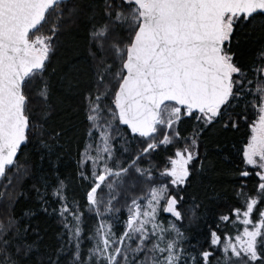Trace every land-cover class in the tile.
I'll list each match as a JSON object with an SVG mask.
<instances>
[{
    "label": "snow or ice",
    "instance_id": "1",
    "mask_svg": "<svg viewBox=\"0 0 264 264\" xmlns=\"http://www.w3.org/2000/svg\"><path fill=\"white\" fill-rule=\"evenodd\" d=\"M256 32L264 0H0V264H264V47L241 62ZM241 121L239 207L208 223L184 193L211 168L204 133Z\"/></svg>",
    "mask_w": 264,
    "mask_h": 264
},
{
    "label": "trees",
    "instance_id": "2",
    "mask_svg": "<svg viewBox=\"0 0 264 264\" xmlns=\"http://www.w3.org/2000/svg\"><path fill=\"white\" fill-rule=\"evenodd\" d=\"M243 54L241 57L242 63H249L256 56L258 50L264 47V33L256 32L243 46ZM63 55L62 53L60 54ZM63 119V114L59 111H54L49 121L51 127H57ZM192 121H185L183 127L191 130ZM77 128L80 133L86 130V122L81 114L76 119ZM250 136V129L248 123L241 121L238 130H229L227 132H220L219 129L206 131L204 133V145H202V152L207 155L208 161H211V168L208 169L205 174L195 176L193 183L188 187L187 192L184 193L186 203L184 205L187 208L195 198V202L201 204L200 213L204 216V219L211 223L208 219L211 213L210 209L216 210V212H226L227 205L239 207V203L235 199L234 190L238 187V182L234 179V173L237 166H240V156L238 150L247 142ZM84 137L78 136L71 147V155L75 157L77 151L83 145ZM29 145V151L31 149ZM170 154V150L165 152L161 150L155 156V162L161 163L163 158ZM23 159V156H21ZM64 176L68 178L69 183V195L74 196L77 200L83 203V189L79 187L80 182L76 180L75 173L71 167L64 171ZM63 178V177H62ZM30 184L31 181H27ZM251 186V185H250ZM24 204L17 207V212H20ZM123 218V213L121 214ZM86 222L91 227L95 221L92 218H87ZM44 223L47 235L45 236V244L49 246L56 245L55 234L59 231L54 220L42 221ZM186 230V235L192 236L198 230H203V221L196 224L189 225L187 219L183 222L182 226ZM118 234L122 229L116 226L114 229Z\"/></svg>",
    "mask_w": 264,
    "mask_h": 264
}]
</instances>
